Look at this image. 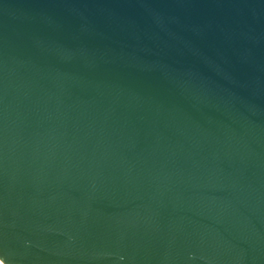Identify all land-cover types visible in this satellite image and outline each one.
<instances>
[{"label":"water","instance_id":"1","mask_svg":"<svg viewBox=\"0 0 264 264\" xmlns=\"http://www.w3.org/2000/svg\"><path fill=\"white\" fill-rule=\"evenodd\" d=\"M0 264H264V0H0Z\"/></svg>","mask_w":264,"mask_h":264}]
</instances>
